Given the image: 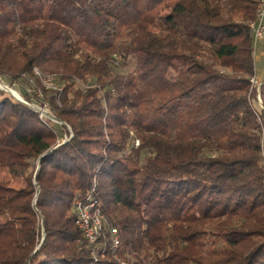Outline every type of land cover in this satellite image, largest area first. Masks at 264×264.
<instances>
[{
    "label": "trees",
    "instance_id": "1",
    "mask_svg": "<svg viewBox=\"0 0 264 264\" xmlns=\"http://www.w3.org/2000/svg\"><path fill=\"white\" fill-rule=\"evenodd\" d=\"M262 3L0 0V77L62 82L47 97L59 122L0 89V172L22 182L0 180V264H118L75 224L86 195L121 260L264 264V83L250 101Z\"/></svg>",
    "mask_w": 264,
    "mask_h": 264
},
{
    "label": "rangeland",
    "instance_id": "2",
    "mask_svg": "<svg viewBox=\"0 0 264 264\" xmlns=\"http://www.w3.org/2000/svg\"><path fill=\"white\" fill-rule=\"evenodd\" d=\"M262 8H264V4L262 5ZM166 10H163L165 12ZM261 22L264 26V13L263 17L261 18ZM252 28V27H251ZM253 35V65H254V75L251 77L254 78V82L252 83L251 87L253 86L255 88V94L254 97L250 96V101L253 105V107L258 108L262 105V97L260 93V85L264 83V36L258 39H255V33L254 30H252ZM117 58V57H116ZM119 58H117L118 60ZM134 67V63L129 60L125 65H120L118 69L120 68L123 72H128L132 70ZM37 70L38 73L35 71ZM51 77L52 82L49 85V82L47 79ZM91 82H88L89 85H91ZM79 85H81L84 89L87 88L84 86L81 82H77ZM61 80L58 75H56L54 72L49 71H41L38 68H34L31 74H25L22 73L18 77L9 78L7 76H1L0 77V89L7 91L10 95H12L15 98H21L24 100V102H28L31 104V106L38 112L39 117L42 118H48L52 120L53 122H59L57 118L52 116L50 104L48 101V98L50 95L54 94L59 88L61 87ZM24 94L27 95L24 96ZM56 128L58 126L56 125ZM69 130V127H67ZM260 134V145H261V151L264 158V129L259 132ZM70 134H67V137H69ZM138 144V140L134 139V145ZM38 160L37 159H31L30 160V167L28 170V173H33V179L34 174L38 169ZM0 180L6 184L11 186H19L22 182L21 180H15L11 176L8 175L5 171L0 172ZM219 245L218 243L215 244V246ZM105 257H100V259H105ZM111 258L115 260L112 256ZM116 261V260H115ZM131 262V261H128Z\"/></svg>",
    "mask_w": 264,
    "mask_h": 264
},
{
    "label": "built area",
    "instance_id": "3",
    "mask_svg": "<svg viewBox=\"0 0 264 264\" xmlns=\"http://www.w3.org/2000/svg\"><path fill=\"white\" fill-rule=\"evenodd\" d=\"M263 4H261L258 10L256 20L250 23L255 33V39L264 36V26L261 22L264 13V8H262ZM35 71L38 73L37 70ZM47 81L50 85L52 82L51 77ZM250 82L252 84L254 78L251 77ZM17 99L24 102L19 97ZM73 211L75 213L76 226L80 229L83 238L91 246V256L95 258L105 257L107 256L106 250L108 249L110 255L118 264H133L132 262L121 260L118 257L116 253V249L120 244L118 230L107 222L96 199L90 195L76 199L74 201Z\"/></svg>",
    "mask_w": 264,
    "mask_h": 264
},
{
    "label": "water",
    "instance_id": "4",
    "mask_svg": "<svg viewBox=\"0 0 264 264\" xmlns=\"http://www.w3.org/2000/svg\"><path fill=\"white\" fill-rule=\"evenodd\" d=\"M41 157H43V155H41V156L39 157L38 164H39V162H40V158H41Z\"/></svg>",
    "mask_w": 264,
    "mask_h": 264
}]
</instances>
